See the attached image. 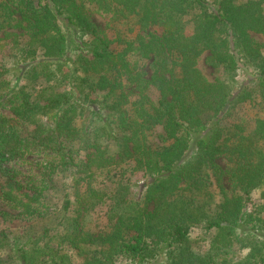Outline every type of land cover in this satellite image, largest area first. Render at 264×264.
Listing matches in <instances>:
<instances>
[{
	"label": "trees",
	"instance_id": "16d2710c",
	"mask_svg": "<svg viewBox=\"0 0 264 264\" xmlns=\"http://www.w3.org/2000/svg\"><path fill=\"white\" fill-rule=\"evenodd\" d=\"M89 7L104 12L109 22L135 20L136 51L144 40L140 32L154 22L168 41L154 44L161 67L144 80L137 60L117 55L104 43ZM15 14L33 29L24 43L13 31ZM37 24L49 29L35 30ZM236 28L264 34V0H218L215 5L209 0H0V53L15 50L25 60L28 52H37L36 66L43 68L46 85L63 74L69 47L86 52L72 61L67 90L49 85L35 96L26 86H15L0 62V113L6 109L14 121H0V202L17 216L40 217L48 207L44 193L52 176L68 167L78 174L76 209L60 217L57 247L20 248L0 231V264H67L58 257L67 244L84 257L82 264H151L161 255L164 264H264V205L247 211L253 192L264 198V58L257 43L239 40ZM198 38L202 41L192 45ZM204 51L205 63L215 71L213 81L197 67ZM241 63L258 76L259 132L221 122L227 109L250 98L235 88L233 73ZM175 82L183 98L169 91ZM151 85L158 86L156 101L144 91ZM51 116L66 120V127L46 125L27 137L19 130ZM157 127L161 131L149 140ZM193 140L198 149L187 156ZM75 147L85 152L76 165ZM45 151L53 155L40 163L41 179L23 183L3 166ZM139 156L142 166L129 162ZM221 158L227 162L223 169ZM139 171L145 183L136 198L127 199L122 190L128 174ZM70 206L66 199L64 212ZM97 206L105 207L107 223L105 229L91 230L83 217ZM136 223L143 230L130 238ZM197 225L210 235V256L202 263L192 261L190 230Z\"/></svg>",
	"mask_w": 264,
	"mask_h": 264
},
{
	"label": "rangeland",
	"instance_id": "374dc122",
	"mask_svg": "<svg viewBox=\"0 0 264 264\" xmlns=\"http://www.w3.org/2000/svg\"><path fill=\"white\" fill-rule=\"evenodd\" d=\"M10 1L12 2L14 0ZM209 1L215 5L218 0ZM9 7L11 8V11L13 9L12 5L9 4ZM89 8L91 11V20L95 24L99 32V36L102 38L104 43L109 47V49L115 51L117 55L130 60H137L141 66V71L144 73V80L149 79L154 70L161 67L154 59V44L161 40L166 43L168 41L163 37L161 30L154 25V22L150 24L145 31L140 32V34L144 36V40L143 44L139 47V50L136 51L134 50V45L137 46L138 44L134 43L133 45L138 29V26H133L135 20L124 19L121 21L109 22L104 12H100L94 7ZM14 16L15 19H17V23L15 24L13 31L21 36L20 40L24 43L27 40L25 35H28V31L30 29L29 27L32 29V26L29 25V21L21 19L18 14H15ZM61 25L62 23L60 22V26ZM34 29L40 32H46L49 29V25L37 24L34 25ZM32 30H30V32ZM235 32L241 42L246 43L248 41H252L257 43L260 46V51L264 58V34L240 28H236ZM201 41L202 39L198 38L196 41L194 40L192 42V45H194V42L200 43ZM80 53L84 55L86 54L83 48H76L75 46L69 47L66 55L64 56L65 67L62 68L63 74L55 80L56 82L52 81L47 85L41 77V75L45 74L43 72V68L36 66L37 61H40L41 59V57H38L37 52H28L25 56V60H23L20 59L22 57L19 58L16 56L17 52L15 50H5L0 53V62L4 63L6 66L8 71L6 77L10 79L15 86H26L27 89H30V92H32V96H35L38 89L44 86L49 87V85H52L57 91L63 92L67 90L69 88V77L74 74V64L72 61L80 55ZM207 54V51H204L198 57L197 67L206 79L213 81L215 71L205 63ZM17 59H19V62ZM257 78V74H254V70L249 65L241 63L238 66L236 71L233 73L235 88L237 92L246 91V93L250 94V98L244 102L235 103L229 110L227 109L221 120L223 125H233L238 130H244L247 132H259L260 119L262 115L258 105L259 96L257 90ZM121 80L124 79L121 78L119 80V85L124 83H122ZM76 81L80 85L85 84L84 78L79 75H77ZM144 91L152 100L156 101L158 99V86H145ZM169 91L173 92L178 99L184 97V91L178 86L177 82L174 83ZM99 95L104 96L108 95V93L102 92ZM99 99L101 98L99 97ZM108 105L110 106V109H112L109 101ZM1 115L2 117L0 118V121L5 120L9 123L14 122L13 117L6 109L0 113V116ZM40 119L41 120L36 121V123L23 124L19 128L22 135L27 137V135H31L34 130L38 128L42 129L46 125L52 126L54 123H57L58 127H66L67 123L66 120L62 121L55 118L53 119V116L50 118L51 121H47L44 117ZM160 131L159 127L155 128L153 133L150 134L149 140L156 138ZM197 149L198 144L195 140H193L187 156L193 154ZM45 155L50 157L53 155V151H45L44 156L30 154L24 159V161L22 160V162L10 161L5 163L3 166L6 169H10L11 171L17 173V178L23 183L29 180H38L42 178L40 163L42 160L46 159ZM72 155L74 157L75 165L82 163L85 158V152L82 149L77 150V147L74 148ZM129 162H133L135 164L137 163L139 166H142L141 156H139L136 161L130 160ZM218 164L222 169L227 166V162L224 158L219 159ZM77 176V169L74 167H68L63 171L59 170L57 175L55 174L52 176V186L44 193V198L48 207L46 213L40 217L25 218L23 216H17V210L11 209L0 202V231H3V233L10 240L14 241V243L20 248L29 246L34 251L38 252V247H44L46 243L51 244L53 247H57V237L62 232V228L59 225V219L63 215L72 216V211L76 209L75 203L73 202L74 179ZM128 177L129 182L124 184L122 195L127 199H134L137 197L138 192L145 183V177L141 171L135 174L129 173ZM80 191L83 192L84 188H80ZM66 199H70L71 206L67 212H64L63 202ZM259 205H264V198H261L260 191H255L251 194L250 202L247 203V211L249 212L255 207L258 208ZM104 212L105 207L103 206H97L95 209L91 210L88 215L83 217L85 226L91 230L105 229L104 227L107 223V219ZM4 213L8 214L6 218L2 217V215H5ZM261 216L264 217V211L261 213ZM142 230V224L136 223L134 227L131 228L129 237H134L138 233H141ZM190 231L191 236L195 241L192 261L195 263H202L210 256L208 244L210 235L203 229L202 225L194 226ZM60 247L61 250L59 248L58 251L59 259H62L67 264H82L84 262V257L79 256L76 252L71 250L70 245L67 244V246L62 245ZM40 254L44 255L42 251H40ZM237 255L239 256L240 254L238 253ZM164 263L165 258L162 255L155 258L154 262H151V264Z\"/></svg>",
	"mask_w": 264,
	"mask_h": 264
}]
</instances>
